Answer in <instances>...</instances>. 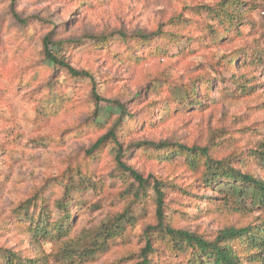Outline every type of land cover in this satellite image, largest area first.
I'll use <instances>...</instances> for the list:
<instances>
[{"label":"rangeland","instance_id":"obj_1","mask_svg":"<svg viewBox=\"0 0 264 264\" xmlns=\"http://www.w3.org/2000/svg\"><path fill=\"white\" fill-rule=\"evenodd\" d=\"M221 2L231 26L216 16ZM261 10L264 0H0V259L136 264L150 238L157 264H186L156 228L155 182L165 223L206 240L259 216L219 210L221 196L201 180L204 158L191 169L175 146L207 148V158L264 180ZM45 39L91 79L50 63ZM113 128L122 161L148 181L141 190L117 169L114 144L87 154ZM146 142L169 148L138 147ZM66 187L71 259L54 239L37 252L18 221L37 212L30 200L57 220ZM121 214L131 218L124 231L102 240Z\"/></svg>","mask_w":264,"mask_h":264},{"label":"trees","instance_id":"obj_2","mask_svg":"<svg viewBox=\"0 0 264 264\" xmlns=\"http://www.w3.org/2000/svg\"><path fill=\"white\" fill-rule=\"evenodd\" d=\"M218 7L216 16L221 25L231 26L237 19L233 14L234 11L229 12L222 2L218 4ZM140 38L141 40L146 39L143 36ZM49 43L48 39L44 40V55L50 63L59 66L73 78H90L86 72L74 70L63 59L58 58L48 50ZM94 98L97 101L99 100L97 96H94ZM117 106L121 108L122 115H125L124 107L119 104ZM121 119L120 116L119 121ZM106 143H112L116 147L114 162L117 169L128 175L137 184L139 190L143 189L148 181L122 161V149L116 140L114 128L99 138L87 151V154L90 155V153L100 150ZM138 145L139 148L154 150L169 148V145L165 142L157 144L146 142ZM175 147L178 148L179 153L184 155L186 164L191 169L198 167V158H204V172L201 180L205 187L213 189L217 195L221 196L219 210L245 215H251V212L257 211L260 214L252 218L249 224L245 226L225 228L213 240H206L194 233L176 229L165 223L163 184L155 182L152 188L156 195V228L160 229L162 237L168 239L171 250L180 255H187L186 264H264V180L258 177L254 178L251 174L242 173L227 166L224 162L207 158V148H187L183 145ZM72 193L73 191L66 187L63 189L60 198L55 200L54 208L59 214L57 220H54L52 211L45 204L40 206L33 204V206L30 205L31 200L27 202L31 208H37V212L31 216L27 214V211L22 212L20 216L22 220L19 219L18 221L26 223L25 240L32 248H36L37 252L41 253L39 247L41 242L54 239L55 242L62 243L70 236L67 225L68 220L71 218L70 207L74 203ZM129 219H131L130 216L127 217L121 214L112 223L105 225L100 234L102 240H111L121 235ZM146 237L148 236L146 235ZM61 251L65 259H71V253L74 252L72 248L67 247L66 242L63 243ZM157 251L152 247L150 238H146L145 246L139 254V262L136 264H155L154 255L157 254ZM0 264H48V261L45 256L21 258L19 254L8 251L2 254Z\"/></svg>","mask_w":264,"mask_h":264},{"label":"built area","instance_id":"obj_3","mask_svg":"<svg viewBox=\"0 0 264 264\" xmlns=\"http://www.w3.org/2000/svg\"><path fill=\"white\" fill-rule=\"evenodd\" d=\"M260 14H261L262 16H264V10H262V11L260 12Z\"/></svg>","mask_w":264,"mask_h":264}]
</instances>
